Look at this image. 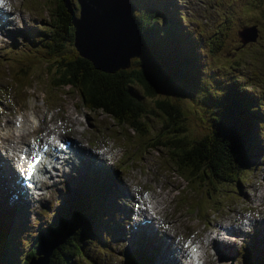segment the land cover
<instances>
[{
  "label": "rangeland",
  "instance_id": "1",
  "mask_svg": "<svg viewBox=\"0 0 264 264\" xmlns=\"http://www.w3.org/2000/svg\"><path fill=\"white\" fill-rule=\"evenodd\" d=\"M132 1H134L136 8L134 9V14L138 21H140V17H144L142 6L157 10L163 5H165L166 9L168 5L170 15L165 13L164 18L162 15L163 11H157L155 14L162 21V25L158 28L159 30H166L169 28L172 19L178 20L176 22V32L171 33V39L181 44L185 42V34L188 30L193 31L195 34L194 28L197 32L217 35L222 42L214 43L218 50L212 55L208 53V57L205 50L203 52L205 58L208 59L206 60L208 62L207 66L213 69V75L221 76V79L225 81L229 75L235 74L236 82L240 78L244 79L241 85L248 82L252 86L264 88V0ZM4 2V10L10 22L6 25V30L0 29V116L2 115L0 125L2 126L4 121L8 120L7 117L3 116V113L8 114L11 112L16 115L15 126L20 125L22 113H24L39 128L38 132L33 131V128L29 129V135L23 137L27 144L32 141L34 143L38 141V144L44 141H52L57 138L58 134L63 133L79 140L84 148L91 151H83V159L73 156L72 159H75L77 170H73L69 174V178L72 176L70 179L72 190L68 195L65 194L62 201L55 208L53 207V198L49 192V198L38 199L39 203L38 208L35 210L36 213L39 210H47L49 206L52 207L50 216L38 226L40 215L45 216L44 213L29 217L24 207L17 208L18 204L13 202L15 198L14 191L8 196L4 195L1 198L0 235L2 233L6 236L8 233L9 240L12 237L11 241L8 240L14 244L10 247V249H14L13 253L9 250L11 255H15L17 260L19 258L22 259V257H25V261L28 260L31 247L35 245L34 239L40 236L35 248L37 257H34L33 260L37 259L34 262L46 264L43 259L47 252L46 250H50V247L46 244L52 241L39 246L40 241L45 238L44 236L49 233L48 231L58 222L59 217L65 214L69 215L70 207L83 205L84 209H89L88 211L94 213H99L100 208L104 209L107 219H104L102 223L101 232L109 233L116 244L112 245L113 248L104 250L107 245L102 244L100 246L91 243L87 257L83 253L77 256L71 248L67 251L71 253V258L68 259L71 264H123L127 259L128 253L135 249L136 246L143 249V258L146 264H160L157 261L159 250L155 247V244L150 240H145V243H138L139 238H136L133 234L131 236L128 235V227L124 226L125 222H127L131 226L130 228H133V223L139 222V220L133 222L130 219L136 216L135 212L139 209L138 205L140 203L137 201V197L128 198L129 206L131 207L130 218L121 223L118 221L116 209L118 200L121 197L119 187L123 184L120 183L122 182V176H125L127 183L135 184L133 189L135 196L142 190L144 195H151L153 198V206L146 213V216L155 223V226L158 225L156 224L157 221L159 222L161 229H159L157 235L164 234L166 230H169L168 232L176 242L180 238L178 234L188 237L195 236L201 242L199 245L205 251H208L210 246L208 232H211L212 237H214L218 231V223L229 224L233 222L234 225L245 223L246 239L243 242L237 240L225 243L227 244L224 245L225 258L220 256L219 252H217L216 258L222 257V262L227 264H248L251 260L245 261L243 248H249L250 243L254 242L258 249L264 250V228L261 230L263 234H258L259 229L257 227L247 226L250 221H260L264 217V116L262 114L264 112V99L262 96H260V100L257 97L253 100L245 99V107H247L243 113L245 123H241L242 130L245 133H243L239 150L244 152L253 167L245 169L239 174H234L232 172L228 173L229 171L226 172L233 165V160H227L226 165L213 161V168L217 174L211 175L217 177V179H214L210 173L208 175L205 170L196 169H193V174L192 171H187L186 175L188 177H184L183 170L176 165L173 156L170 155V151L167 148L163 146L150 148L151 139H159V136L164 133L163 122H161L164 117L163 114L157 112L155 116H152L150 115L151 113H148V119L145 117L146 134H136L137 129L130 126L127 122L121 124L103 110L92 111L89 109L84 104L78 91L68 88L52 89L49 83L53 81V74H51L53 68L59 66L57 64L59 61L58 56L55 54L56 57L44 56L45 51L40 48L39 44L32 49H19L26 46L27 42L24 39L32 35L35 26L41 25L52 31L55 30L56 24L54 23L52 10L57 5V0H4ZM71 3V6L73 8L75 6L77 11L80 9L78 1L79 7H77L74 0H71ZM14 15H16V20H11ZM227 16L230 21L232 20V26L226 19ZM252 27H256V29H249ZM245 29H249L244 35L246 39H249L246 43L243 42L241 37ZM141 31L143 32L142 28ZM253 38H256V40L253 41ZM66 49L70 50L72 46L67 44ZM85 51L89 52L88 50ZM83 52H81V57L93 63V60L85 56ZM145 57L146 52L143 48L141 56L132 59V68H130L133 69L134 66L147 64ZM93 65L96 68L94 63ZM233 67H237V69L233 70ZM130 68L126 70H131ZM47 72H50L49 76H47ZM32 73H36V75L30 76ZM22 74L24 77L21 79L20 76ZM159 74L162 73L159 72ZM160 80L168 89L179 87L177 83L164 76ZM183 84L188 87V84ZM236 85L238 83L233 82V88ZM11 86L13 87L11 88ZM163 88L164 91L167 90L165 87ZM161 90L163 91V89ZM161 90L157 92V95H159L158 99L161 98L160 94H164ZM214 99L212 98V102H215ZM152 100V98L144 96L142 101L146 102L145 106L147 108H151L152 104L149 101ZM247 101H251L254 104L258 103L260 107L254 111ZM195 102L198 108L190 105L187 108H190V110L187 111L186 109V111L180 112L186 127L182 126L176 131L179 132V136L182 138L197 142L200 145L204 132L211 128L210 117L211 112L214 111L211 107H206L205 102L200 101L199 97ZM186 103L189 105L191 101L186 99ZM33 105H35L36 109H42L44 120H39V115L31 112L33 111L32 108H34L32 107ZM199 107L203 110H199L197 113L195 109H199ZM247 111L250 114H246ZM68 114L72 118L68 117ZM165 125L169 127V120L166 119V116ZM81 135H83V138H81ZM33 136L39 137L35 139ZM16 140L15 143L19 145V139ZM248 149L251 150L249 151ZM0 152L6 158L3 143L1 142ZM92 152L97 154L105 153L106 158L97 161L101 165L105 164V166L98 168L94 161L90 162L88 160ZM111 154H114V158ZM141 157H143V160ZM70 169L71 167H68V170ZM87 170L89 172H86ZM55 174H57L56 171H54L53 176ZM60 175L64 177L63 171L60 172ZM60 175L53 177L52 185L55 184L54 188L62 191L60 184L56 183V181L61 179ZM204 175L208 179L202 178ZM84 178L92 181L97 192L90 191L91 194L88 193L87 195L78 193V191L86 193L78 186L79 180ZM49 185L51 184L48 183L47 186ZM47 186L42 190L46 189ZM81 198L84 199L76 200ZM133 198H135V201ZM70 200L71 203H69ZM89 201L90 203H88ZM24 205L27 206L28 204L24 203ZM154 205L159 207L154 209ZM156 210L159 211L157 221L153 220V215L157 216ZM244 215L248 216L245 217ZM165 220L169 222V225ZM17 224L21 226L32 224L37 227L28 236L21 237L19 233L21 229ZM114 226L119 231L123 229L120 236L125 239L122 242L116 239L113 231ZM11 227V231H8ZM45 228L48 231L40 235L39 231L42 232ZM141 232L145 234L144 230ZM101 237L103 238L102 234ZM167 239L170 242V237H167ZM150 242L153 246H151ZM158 242L161 244L159 240ZM23 244H26L25 248L27 247V249L21 252L19 248ZM227 247L232 248L227 250ZM67 248L68 246L65 247L63 245L60 250L53 252L54 258L52 259L55 264H64ZM166 254L168 263L165 264H169L170 259L173 258V253L168 250ZM156 257L158 258L156 259ZM253 260L256 261L257 258L255 257ZM19 261L21 262L20 264H24L22 260ZM32 261L28 264H32ZM209 261L211 264H220L217 259H213L211 254H209ZM179 263L183 264L181 258H179ZM210 263L207 260V264Z\"/></svg>",
  "mask_w": 264,
  "mask_h": 264
},
{
  "label": "trees",
  "instance_id": "2",
  "mask_svg": "<svg viewBox=\"0 0 264 264\" xmlns=\"http://www.w3.org/2000/svg\"><path fill=\"white\" fill-rule=\"evenodd\" d=\"M74 1L79 7L77 0ZM141 8L144 17L139 18V24L143 30L147 63L144 66H134L133 69L130 68L131 70H120L117 73H105L95 68L92 62L81 57L75 48L73 15L63 0H57V5L52 10L56 24L55 30L52 31L39 25L31 36L25 37L26 46L19 49L28 50L39 44L40 48L45 51L44 56H58L57 64L59 66L54 67L51 72L53 81L49 83L50 87L54 90L68 88L78 91L89 109L92 111L103 110L121 124L127 122L137 129L136 134H146L145 117L148 119V113H151L152 116H155L157 112L163 114L161 122H163L164 133L159 136V139H151L150 148L155 146L167 148L176 165L183 170L184 177H188L187 171H192L193 174V169L205 170L208 175L209 173L210 175L214 174L213 161L226 165L227 160H233V165L226 171H229L228 173L239 174L245 169L252 168L251 161L244 155V152L239 150L243 133H245L241 124L245 123L243 113L247 109L244 101H246L245 99L253 100L246 95L244 89L255 90L260 100V96L264 99V88L252 86L248 82L241 85L244 79H239L236 82L235 74L229 75L225 81L221 79V76L213 75V69L207 66L206 60L208 59L205 58L203 50L198 49V46L201 42L206 56L208 53L212 55L218 50L214 43H222L217 35L207 33L206 40V38L197 36L193 31L188 30L185 34V42L181 44L171 39V33L176 32L174 19L171 20L168 29L159 30L158 28L162 25V21L155 14L157 11L165 12V5L157 10H151L147 6ZM226 19L232 26V20L230 21L228 16ZM173 23L175 24L173 25ZM67 44L72 46V49H66ZM232 69L236 70L237 67ZM158 71L162 74H159ZM144 73L148 74V79ZM46 74L49 76L50 72ZM35 75L36 73L30 74V76ZM162 76L177 83L179 87L168 89L160 80ZM23 77L22 74L20 78ZM233 82L238 83L235 90ZM183 83L188 84V87ZM163 87L167 90L164 91ZM160 90L164 94H160L161 98L158 99L157 92ZM144 96L153 99L149 101L152 104L151 108H147L146 102L142 101ZM198 97L200 101L205 102L206 107H211L214 111L211 112L210 117L211 128L204 132L200 145L182 138L176 131L182 126L186 127L180 112L186 111L190 105L198 108L195 102ZM212 98H216L215 102H212ZM186 99H189L191 104L187 105ZM247 103L254 111L258 109L255 108L259 106L258 103L254 104L251 101H247ZM199 110L203 109L201 107L195 109L197 113ZM246 114H250L249 111ZM165 116L169 120V127L165 125ZM211 176L217 179V177ZM202 178L208 179L205 175ZM86 199L88 198L86 197ZM69 210V215L65 214L59 217L58 222L49 231L47 229L49 233L44 236L45 238L40 241L39 245L58 237L57 244H55L57 247L54 251L60 250L63 245L68 246L64 264L66 262L71 264L68 261L71 258V253L67 252L71 248L77 256L83 253L87 257L90 244L98 245L103 220L101 209L99 213H94L88 211L89 209H84L83 205H77L70 207ZM45 231L46 228L41 233H45ZM19 233L21 237L26 236L20 230ZM38 237L34 239L35 245L39 241ZM8 240L9 237L1 233L0 264H20L19 260L28 264L34 257H37L35 251L37 245H33L28 260L25 261V257L17 260L15 255L10 254V251L11 253L14 251V249H10L14 244ZM53 252L50 254L47 264H55L52 259L54 258ZM135 264H146V261H137ZM248 264H264V261H251Z\"/></svg>",
  "mask_w": 264,
  "mask_h": 264
},
{
  "label": "water",
  "instance_id": "3",
  "mask_svg": "<svg viewBox=\"0 0 264 264\" xmlns=\"http://www.w3.org/2000/svg\"><path fill=\"white\" fill-rule=\"evenodd\" d=\"M63 1L73 15L75 46L80 55L84 51L83 54L93 60L97 69L111 73L126 70L131 67L133 58L141 56L144 36L134 14V1L77 0L80 5L78 11L75 6H71V0ZM249 29H245L241 34L244 43L249 41L244 37ZM255 40L256 38H253V41ZM144 76L149 78L147 73H144ZM57 240L58 237L46 244L50 247L43 259L46 264L50 254L57 247ZM35 260L37 259H34L32 264H40L34 262Z\"/></svg>",
  "mask_w": 264,
  "mask_h": 264
},
{
  "label": "bare ground",
  "instance_id": "4",
  "mask_svg": "<svg viewBox=\"0 0 264 264\" xmlns=\"http://www.w3.org/2000/svg\"><path fill=\"white\" fill-rule=\"evenodd\" d=\"M168 9H169V6L167 5L166 6V9H165V11H167V12H164V11L162 12V15H163L164 18H165V13H166V15H170ZM13 19L16 20V15H14V16L11 17V20H13ZM163 21H164V19H163ZM9 22H10V19H7L6 21H2L1 20L0 21V24H1V27L2 28L0 27V29H5L6 30L5 27H6L7 24H9ZM198 40H199V38H198ZM199 42H200V40H199ZM198 49L200 51L203 50V52L205 50L203 48L201 42H200V45L198 46ZM235 88H236V86H235ZM235 88H234V90H235ZM244 92L246 93V95L249 98H253V99H255L256 97H257V99L259 98V96H258V94H257V92L255 90L244 89ZM241 96H243V93H241ZM37 106H38V104H37ZM32 107H34V108H32L33 111H31V112H33L36 115H39L38 116L39 117V120H44V115L42 114V109L39 108L40 109V112H39V109H36L35 108V105H33ZM258 107L259 106H256L255 108L257 109ZM263 114H264V112H263ZM10 115H12V116H10ZM3 116L8 118L7 121H4V124L2 126L0 125V138L2 139L0 142L3 143L4 150L18 148V145L15 143L17 141L16 139H21L23 137L28 136L29 133H30L29 129L33 128L34 129L33 131H37V130L39 131V128H37V125L35 124V122H32L31 118L29 116L26 117V115L24 113H22V119L20 118L21 119V123H20L19 126H15V118H16V115L15 114H13L11 112H9L8 114L3 113ZM1 117H2V115L0 116V119H1ZM68 117L72 118L70 115ZM64 123H65V121H64ZM74 129H75V127H74ZM60 130H62V129H60ZM61 135H63V133L62 134H58V136H61ZM37 137H39V136H33V138H35V139ZM81 138H83V135H81ZM62 140H61V142H63ZM58 145L61 146L62 144L59 143ZM28 147H30V145H28ZM76 150H77L78 153H82L83 152L82 148H77ZM113 155H112V157H113ZM104 158H105V153L102 154V155H100V154H97L96 152H92V153H90V156L88 157V160L90 162H93L94 161V163L96 164V166L98 168H102L103 166H105V164L101 165L97 161L103 160ZM76 166L74 165V167H72V158H70L69 159V167H71V169L68 170V173L70 174L73 169L76 171L77 170L76 169ZM174 167H176V166H174ZM9 171H10L9 162L5 159V157L3 156V153L1 154V152H0V204H2L1 198H3L4 195H5V193H4V191H5L4 183H5L6 179L4 178V175L5 174H6V176L10 175L9 174ZM86 172H89V171L87 170ZM66 176L68 177V175H66ZM71 178H72V176H70V179ZM29 187H33V186L31 185ZM134 187H135V184L134 183H127V182L124 183V186H123V184H121V186L119 187L120 188L119 189V193L121 195V198H123L119 202V206H118V213H119V218L120 219L125 216V217H128L126 219V221H127L130 218L131 207L129 205L127 206L126 200L129 197H133V196L135 197V195L132 193ZM70 189H71V185L68 188V192L70 191ZM160 190H162V189H160ZM14 191L16 193V189ZM121 191H122V193H121ZM86 193H88V192H86ZM164 193H165V191H164ZM133 199L135 201V198H133ZM140 199H141V204L143 206H145V207H144V209L142 208V209H140L138 211V215H136L134 217V219L132 218L133 222H136L138 220H139V222H142V221L146 220V218L144 216H146V213L149 212L150 211V208L153 206V201H152L153 198L151 197V195H149V196H146V195L140 196ZM71 200H70L69 203H71ZM161 200H163V198H161ZM30 202H31L30 200H28V201L26 200L23 203H27L28 204L27 206L30 207ZM167 202H168V200H167ZM88 203H90V201ZM156 204H157V202H156ZM160 206H161V203H160ZM158 207H159L158 205H154V209H157ZM155 213L157 214V216L154 214V219H157L158 218L159 211L156 210ZM165 221L169 225V222L167 220H165ZM150 223L151 224L146 223V224L142 225L143 229L148 233V237H150V238L153 237V236L154 237L155 236L158 237L159 234L157 235V233L159 232V229H161V227L159 225L158 226H155L154 224H152L153 222H150ZM158 224H159V222H158ZM134 225L135 224L133 223L132 226H134ZM217 225L220 226V231L214 237L213 243H214V246H215L216 250H218V252H223V244H224V242L232 241L233 239L242 240L245 237L246 229L243 226H241V224L234 225V223L231 222L229 224H222V223L219 224L218 223ZM125 227H131V226H129V224L127 222H125ZM25 231L28 232V233H30V232H34L35 230L33 229V226L29 224V225L26 226ZM46 231H47V228H46ZM168 231L166 230V233L161 234V239H159V241L161 242V244H159V242L157 240L158 244L161 247V254L159 255V258L157 257L158 258L157 261L160 264L168 263V261H167V254L166 253H167L168 250H171L172 253H173V258L170 259L169 264H180L179 263V258L183 254V250L180 249V247H179V246H181V242L180 241H177L176 242L175 239L171 236V234ZM209 231H211V230H209ZM39 233L41 235V231H39ZM131 233L136 238L144 237V238L148 239L147 235L144 234L141 231H131ZM6 236L9 237V234L7 233ZM208 236H211V232H208ZM167 237H170V242L168 241ZM11 239H12V237L10 238L9 241H11ZM38 239H40V236L38 237ZM18 241H20V240H18ZM56 243H57V241H56ZM150 244H151V246H153L151 242H150ZM174 244H176V245L174 246ZM25 246H26V244H23L22 247L19 248V250L21 252L24 251V249H27V247L25 248ZM256 258H257V260H256L257 262H263L264 261V253L259 254ZM202 259H203V257H202Z\"/></svg>",
  "mask_w": 264,
  "mask_h": 264
},
{
  "label": "snow or ice",
  "instance_id": "5",
  "mask_svg": "<svg viewBox=\"0 0 264 264\" xmlns=\"http://www.w3.org/2000/svg\"><path fill=\"white\" fill-rule=\"evenodd\" d=\"M45 147H47V146H45Z\"/></svg>",
  "mask_w": 264,
  "mask_h": 264
}]
</instances>
